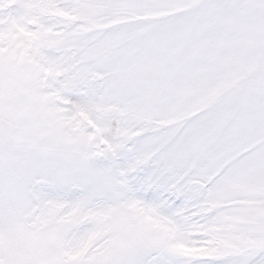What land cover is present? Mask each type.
Returning <instances> with one entry per match:
<instances>
[{
  "label": "snow or ice",
  "instance_id": "snow-or-ice-1",
  "mask_svg": "<svg viewBox=\"0 0 264 264\" xmlns=\"http://www.w3.org/2000/svg\"><path fill=\"white\" fill-rule=\"evenodd\" d=\"M0 264H264V0H0Z\"/></svg>",
  "mask_w": 264,
  "mask_h": 264
}]
</instances>
